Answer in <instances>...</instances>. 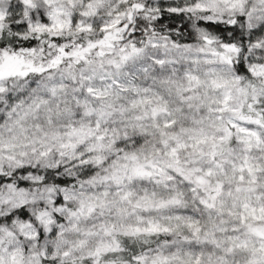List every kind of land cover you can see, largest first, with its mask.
Segmentation results:
<instances>
[{
  "label": "snow or ice",
  "instance_id": "1",
  "mask_svg": "<svg viewBox=\"0 0 264 264\" xmlns=\"http://www.w3.org/2000/svg\"><path fill=\"white\" fill-rule=\"evenodd\" d=\"M0 264H264V0H0Z\"/></svg>",
  "mask_w": 264,
  "mask_h": 264
}]
</instances>
